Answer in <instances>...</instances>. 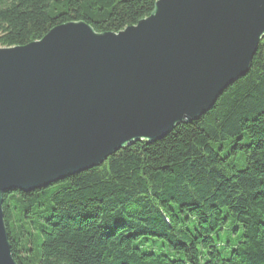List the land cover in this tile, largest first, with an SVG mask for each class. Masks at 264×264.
I'll list each match as a JSON object with an SVG mask.
<instances>
[{
    "label": "trees",
    "instance_id": "trees-1",
    "mask_svg": "<svg viewBox=\"0 0 264 264\" xmlns=\"http://www.w3.org/2000/svg\"><path fill=\"white\" fill-rule=\"evenodd\" d=\"M158 0H0V48L83 22L117 34ZM16 264H264V38L196 121L100 166L3 195Z\"/></svg>",
    "mask_w": 264,
    "mask_h": 264
},
{
    "label": "water",
    "instance_id": "water-1",
    "mask_svg": "<svg viewBox=\"0 0 264 264\" xmlns=\"http://www.w3.org/2000/svg\"><path fill=\"white\" fill-rule=\"evenodd\" d=\"M264 38V0H158L135 26L83 22L0 48V264H16L3 195L46 187L209 111Z\"/></svg>",
    "mask_w": 264,
    "mask_h": 264
}]
</instances>
